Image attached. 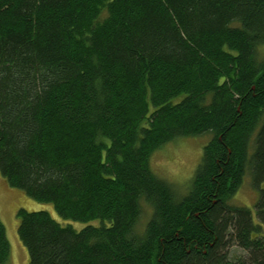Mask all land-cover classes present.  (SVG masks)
I'll list each match as a JSON object with an SVG mask.
<instances>
[{"label": "trees", "instance_id": "obj_1", "mask_svg": "<svg viewBox=\"0 0 264 264\" xmlns=\"http://www.w3.org/2000/svg\"><path fill=\"white\" fill-rule=\"evenodd\" d=\"M203 134L185 191L150 168ZM0 173L85 223L18 208L26 264H264V0H0Z\"/></svg>", "mask_w": 264, "mask_h": 264}, {"label": "rangeland", "instance_id": "obj_2", "mask_svg": "<svg viewBox=\"0 0 264 264\" xmlns=\"http://www.w3.org/2000/svg\"><path fill=\"white\" fill-rule=\"evenodd\" d=\"M210 135L181 137L170 141L152 152L149 160L150 168L159 177L169 181L174 187L183 192L189 185L194 171L200 161L202 148ZM261 187H264L262 183ZM258 199V189L254 188L247 175L242 185L230 198L228 203L243 205L251 209L254 221H256L255 203ZM18 208L28 211L46 210L59 222H70L79 229L85 225L79 221H67L62 219L54 210L52 204L37 201L22 190L11 187L0 173V219L5 226V232L10 245V263L26 264L27 252L17 235ZM150 208L143 204L142 213L138 221V227L142 228L149 218ZM98 221H93L97 223ZM262 233L264 234V222H261ZM230 259L239 258L246 255V251L237 244H230L228 249Z\"/></svg>", "mask_w": 264, "mask_h": 264}]
</instances>
